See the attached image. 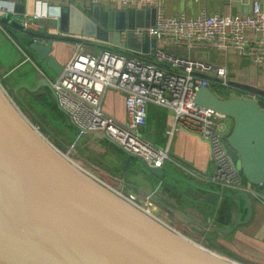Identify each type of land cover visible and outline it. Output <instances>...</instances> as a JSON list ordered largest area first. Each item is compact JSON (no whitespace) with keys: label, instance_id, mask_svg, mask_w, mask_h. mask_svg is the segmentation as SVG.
I'll use <instances>...</instances> for the list:
<instances>
[{"label":"water","instance_id":"95a60500","mask_svg":"<svg viewBox=\"0 0 264 264\" xmlns=\"http://www.w3.org/2000/svg\"><path fill=\"white\" fill-rule=\"evenodd\" d=\"M14 12L24 14L25 9L16 5ZM52 16L58 19L57 32H48L45 26L25 27L1 15L0 23L31 37L28 46L34 58L44 61L55 75L63 65L51 54V46L39 39L73 41L154 60V38L145 34L138 41L128 33L121 40L120 35L125 26L152 25L154 9L105 10L94 4L85 13L75 5H61L52 9ZM228 85L264 97V89L258 87L230 81ZM40 87H47L54 96L45 77L38 78L33 87L17 85L13 93L17 95L20 88L35 92ZM193 103L232 120L223 141L227 154L246 181L263 185L264 110L259 103L239 96L220 98L209 87H199ZM96 137L109 141L103 134ZM140 164L157 178L164 173L171 175L165 166L151 167L142 159ZM175 179L185 184L178 195L215 203V190L191 179ZM223 197L244 200L247 217L241 220L237 212L234 226L249 220L251 207L246 191L224 193ZM177 212L189 219L184 212ZM0 264L240 263L212 253L159 223L69 161L23 117L0 86Z\"/></svg>","mask_w":264,"mask_h":264},{"label":"built area","instance_id":"2783aa9c","mask_svg":"<svg viewBox=\"0 0 264 264\" xmlns=\"http://www.w3.org/2000/svg\"><path fill=\"white\" fill-rule=\"evenodd\" d=\"M51 1L61 0L37 1L34 12L24 14L22 24L29 27L35 20L52 15V9L56 7ZM69 3L82 5L84 9L94 4L103 6L105 10L153 8L155 17L152 25L125 26L120 30L121 37L132 33L137 40H142L147 34L155 39L157 46L158 43H171L188 47L230 48L239 57L254 64H264V8L258 1L253 2L250 13L234 16L207 15L204 11L196 16L184 13L166 16L159 0H69ZM1 10L14 12L12 4H0ZM157 46L154 60H147L109 50L94 53L86 44L77 43L72 57L54 79L43 76L53 90L58 108L77 130L74 141L67 146V155H63L74 154L76 141L82 136L88 135L96 140V135L103 134L127 155L142 159L151 167H162L167 161L174 164L197 185L218 192L216 204L223 200L224 193L239 191H246L248 196L264 203L263 194L248 181H241L239 171L227 154L223 142L227 134L221 127L225 116L193 103L195 91L209 86V77L220 79L222 87L228 86L226 68L199 58L171 55ZM197 74L206 77L201 78ZM107 90L123 95L124 121L103 110L102 100ZM247 97L254 99L252 94H247ZM149 105L172 113L171 121L164 130V146L156 145L138 130L147 118ZM34 128L38 131L36 126ZM178 131L194 134L207 142L213 163L211 172L197 171L169 154L171 141ZM157 190L154 187L144 191L142 197L134 193L124 195L121 190L113 191L167 226L155 209ZM205 224L207 229L215 226L212 222Z\"/></svg>","mask_w":264,"mask_h":264},{"label":"crops","instance_id":"0c3cea01","mask_svg":"<svg viewBox=\"0 0 264 264\" xmlns=\"http://www.w3.org/2000/svg\"><path fill=\"white\" fill-rule=\"evenodd\" d=\"M40 0H0L2 5H13V10L16 5L20 8L24 7V14H32L35 10V3ZM45 1V0H42ZM161 6L163 7V12L166 16L177 15L179 13H184L187 16H196L204 11L207 15L217 13L223 16H234V15H245L251 12L253 2L258 1L264 8V0H159ZM52 5H74L69 3V0L61 1H51ZM77 8L83 10L85 13H89L90 8H83L82 5L76 4ZM142 9V8H140ZM146 9V8H144ZM153 9V8H151ZM24 14L15 12H6L4 10L0 11L1 16H6L11 19L17 20L22 23ZM58 20L52 15L39 18L35 20L29 28L36 29L39 26H45L48 32H57L55 22ZM12 26L0 23V30L4 33L8 31V28ZM14 28V27H13ZM16 29V28H15ZM21 33V31H19ZM11 37L8 33H6ZM23 41H25V48L16 45L17 49L21 52L22 58L18 61L12 63L9 67H5L0 63V82L2 85L8 87V82L12 86L26 83V75L23 72H17L19 68L25 64L29 63L32 66L37 67V74L35 76V81L40 77H47L44 71L37 65L34 53L29 49L28 42L32 40L31 37L24 33ZM70 34V33H67ZM126 38V37H125ZM121 37V40H125ZM260 38V36H257ZM264 39V38H263ZM43 44L51 46V54L55 56L57 61L64 65L73 55V51L76 47L77 42L65 41L59 39H52L50 42L46 39H39ZM142 41V40H138ZM157 46V45H156ZM89 49H93L96 46L87 45ZM158 48L164 50V52L182 57L199 58L209 63L224 66L227 71V80L230 82L238 84H247L264 89V64L258 65L254 64L246 58L239 57L232 49L223 47H188L185 45H174L171 43L159 44ZM98 48V47H97ZM109 50L116 53H123L130 57H135L134 55L121 52L113 49H102ZM143 54L148 55L149 52H143ZM139 57V56H136ZM29 58V59H28ZM143 58V57H139ZM146 59V58H143ZM148 60V59H147ZM165 67V66H164ZM167 69L169 67H166ZM17 72V73H16ZM8 80V81H6ZM220 79L209 77V88L217 87L218 89H223L224 94H219V97H233L239 96L247 98V94H252L248 91L232 87L228 85L227 87H222L219 85ZM27 84V83H26ZM38 93V91H37ZM214 93V92H213ZM254 99L260 104H264V97L254 95ZM218 96V95H217ZM102 108L104 111L114 116L119 121H124L125 119V108H124V98L119 92L112 90H107L104 94L102 100ZM168 113V114H167ZM172 113L169 110L156 107L154 105H149L147 110V118L144 123H142L138 130L142 128L143 131H147L153 136V138H147L151 140L156 145L160 146L158 138H156V133L159 134L160 138L164 140V129L170 123V118ZM70 120V119H69ZM71 122V121H70ZM232 126V120L225 117L221 120V127L223 133L228 134ZM76 129V128H75ZM158 131V132H157ZM141 133V132H140ZM77 134V130H76ZM142 134V133H141ZM143 135V134H142ZM76 136V135H75ZM87 144H95L98 146H103L102 144H107V140L104 139H91L90 136L85 135ZM80 139V138H79ZM103 151H106L104 145ZM106 148V149H105ZM119 151V149H117ZM169 151L171 155L180 160L182 163L189 167H192L200 172H211L213 169V163L210 157L209 146L207 142L200 139L198 136L187 133L184 131H178L170 144ZM129 156V155H128ZM136 157L129 156V163H134V165L126 168L124 171V176L126 181H121L118 186H114L127 193L137 194L142 197L144 191L150 189L140 188L131 183L128 178V171L135 169L136 173ZM165 166V164H164ZM166 168L170 171L171 175L168 173L170 178L175 180L173 183H164L157 185V194L155 197V209L160 217V219L170 228H172L177 233L186 237L190 241L197 245L215 253L228 260L240 263V264H264V203L258 201L254 197L249 196V204L251 207V215L249 220L245 223H240L235 225L237 212L241 213V220L247 217V209L244 207V200L242 197L237 199H231L224 197L219 204H217V210L214 215H205L204 212L199 208L192 197H186L184 195H178L184 187L185 184L177 181L176 177H183L190 179L187 175H183V172L174 165V169L178 170L182 175L175 174L168 166ZM175 174V175H173ZM127 175V178H126ZM151 175V173H150ZM107 185V184H106ZM155 186V188H156ZM121 187V188H118ZM206 187V186H203ZM255 190L264 195V184L259 186H254ZM162 192L163 197L159 195ZM235 194V193H233ZM239 204V208H238ZM221 208V210H219ZM177 210H180L189 217V219L183 218ZM228 214V216H227ZM227 216V218H226ZM223 218V219H222ZM206 222H212L215 226L207 229L205 227ZM217 228L231 229L229 233H221Z\"/></svg>","mask_w":264,"mask_h":264},{"label":"rangeland","instance_id":"374dc122","mask_svg":"<svg viewBox=\"0 0 264 264\" xmlns=\"http://www.w3.org/2000/svg\"><path fill=\"white\" fill-rule=\"evenodd\" d=\"M6 33H8L11 37H9ZM6 33H3L0 30V63L5 67H9L12 63L22 58L21 52L17 49L16 45L18 44L20 47L25 48V41H23V35L21 34L22 32L20 33L18 29L9 27ZM50 41L51 39H48V42ZM99 50L100 49L97 47L91 49V51L94 53H97ZM35 61L41 70L44 71L48 79L52 80L55 78L56 75L46 67L44 61L38 59H35ZM17 72H23L26 75L27 79L25 82L27 85H29V87H33L36 84L35 76L37 74V67L32 66L29 63H25L19 68ZM1 82L0 86L15 104L24 118L27 119V121L31 123L32 126H36L40 134L54 148H56L60 153L67 155V146H69L74 141L76 137V129L70 122L69 118L58 108L55 97L53 96L51 90L47 87H40L38 93H29L27 88L26 90L20 88L16 95L13 93L15 86L12 89V86H10L11 84L9 82L8 87L5 84L2 85ZM212 90L218 96L219 94L225 93L223 89H218L217 87H212ZM147 131H143L142 128L140 129L143 137L153 138V136L148 133L149 131ZM156 136L160 146H164L166 143L165 138L162 140L157 133ZM102 145V147L105 145L107 148H105L106 151H103L101 146L95 144L93 145L92 143L87 144L85 136H82L76 141L75 153L70 155L68 154V157H65H67L69 161H72V163L81 167L91 176H94L101 182L107 184L109 188H111L110 186L116 188L114 186H118L121 181H126L124 171L126 168L134 165V163H129V156L117 146L108 143H103ZM117 149H119V151ZM169 154L171 155L172 153L169 152ZM134 160L136 161V173L135 169L133 168L128 171L127 174L131 183H133L135 186L152 190L156 184H175V180L170 178L168 174L163 175L162 178H157L152 174L150 175V172L141 166L139 158H134ZM166 166H168L175 174L182 175V172L179 169L178 170L181 173L178 172V170H175L177 168L174 169V164L167 161L165 162V167ZM238 175L241 181L245 182V179L240 171L238 172ZM113 190L119 191L118 189ZM121 192L124 195L127 194L126 191L121 190ZM226 194L233 193L228 192ZM159 195L161 197L165 196L162 192H160ZM250 197L252 198V196ZM194 202L201 206L199 208L204 212L205 215L212 216L217 209L216 203L209 204L202 199L195 200Z\"/></svg>","mask_w":264,"mask_h":264},{"label":"trees","instance_id":"16d2710c","mask_svg":"<svg viewBox=\"0 0 264 264\" xmlns=\"http://www.w3.org/2000/svg\"><path fill=\"white\" fill-rule=\"evenodd\" d=\"M30 42H28V44H29ZM22 89H24V90H26L25 88H22ZM40 89V88H39ZM39 89L37 90V91H39ZM37 91H35V92H32V93H37ZM29 93H30V91H29ZM219 97V96H218ZM220 98H223V97H220ZM224 98H228V97H224ZM260 105V107H264V104H262V103H260L259 104ZM106 141V140H105ZM107 143L108 144H111V145H113L112 143H110L109 141H107ZM133 157V156H132ZM245 179V178H244ZM219 210H221V208L219 209ZM227 216H228V214H227ZM227 216H226V218H227ZM223 219V218H222Z\"/></svg>","mask_w":264,"mask_h":264},{"label":"bare ground","instance_id":"6f19581e","mask_svg":"<svg viewBox=\"0 0 264 264\" xmlns=\"http://www.w3.org/2000/svg\"><path fill=\"white\" fill-rule=\"evenodd\" d=\"M10 99V98H9ZM11 100V99H10ZM12 102V100H11ZM13 103V102H12ZM13 105L15 106V104L13 103ZM15 108L17 109V107L15 106ZM18 110V109H17ZM19 111V110H18ZM24 117V116H23ZM34 127V126H33ZM67 158V157H66ZM68 159V158H67ZM69 160V159H68ZM72 162V161H71ZM87 173V172H86ZM93 177V176H92Z\"/></svg>","mask_w":264,"mask_h":264}]
</instances>
